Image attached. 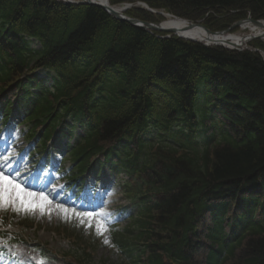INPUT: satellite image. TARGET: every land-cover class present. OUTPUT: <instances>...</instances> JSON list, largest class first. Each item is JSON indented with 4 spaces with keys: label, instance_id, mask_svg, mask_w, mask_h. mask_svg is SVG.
Here are the masks:
<instances>
[{
    "label": "trees",
    "instance_id": "trees-1",
    "mask_svg": "<svg viewBox=\"0 0 264 264\" xmlns=\"http://www.w3.org/2000/svg\"><path fill=\"white\" fill-rule=\"evenodd\" d=\"M109 1L212 32L264 21V0ZM164 36L96 6L0 0V115L43 147L59 128L70 180L92 163L126 178L128 223L106 226L121 264H264V58Z\"/></svg>",
    "mask_w": 264,
    "mask_h": 264
},
{
    "label": "rangeland",
    "instance_id": "rangeland-1",
    "mask_svg": "<svg viewBox=\"0 0 264 264\" xmlns=\"http://www.w3.org/2000/svg\"><path fill=\"white\" fill-rule=\"evenodd\" d=\"M140 12L142 11L134 9L128 14H131L130 17H141ZM162 12L171 15L165 11ZM144 13L148 12L144 11ZM149 14L153 23L163 21L161 16ZM248 18L241 22L247 21ZM247 33L241 28L230 32V34L236 35H246ZM259 43L264 44L263 41L257 39L246 48H253ZM22 128L15 129V126L10 124L5 131L0 129V165H6L5 173L10 178L15 175L21 181V186L25 191L34 194L36 205L45 203L40 199L41 196H46L48 202L45 203L43 213L39 207L30 212H17L11 206L7 210L0 209V226L6 227L7 230L4 235L5 239L0 241L2 243L6 240L4 245L6 253L0 254V257L2 256L6 262L12 261L14 253L10 254V248L13 246L16 249L31 252L39 264H72L77 261L87 262L86 264H121L119 253L113 249L109 240H106V230L102 233L96 230L98 221L102 222L106 228V221L112 214L116 220H123L118 211L127 202L122 191L119 190L120 187L114 186L111 179L104 184H99L96 193L90 199L96 206L94 209L96 212L89 211L91 209L85 208L88 205H85L83 197L75 200L70 193L65 194L67 186L61 181L64 176L62 174H59L58 177L54 176L56 166L63 165L64 171L75 166H72L69 161L62 162L63 158L65 159L67 156L66 150L61 151L63 158L52 154L49 162L52 165L47 167L45 160H42L43 158L40 156L28 160L32 149L27 145L28 143L21 132ZM7 152L8 154L5 155ZM36 159H39V163L35 165V169L33 161ZM101 194L106 197L105 205L97 202ZM88 214H92L91 218ZM119 224L121 227L125 226L124 222H119ZM19 239L24 240L25 243H19ZM80 244L91 249V252H87L86 256H83V251H77ZM32 245L39 246L37 248L42 249L48 259L46 260L36 250H32Z\"/></svg>",
    "mask_w": 264,
    "mask_h": 264
},
{
    "label": "bare ground",
    "instance_id": "bare-ground-1",
    "mask_svg": "<svg viewBox=\"0 0 264 264\" xmlns=\"http://www.w3.org/2000/svg\"><path fill=\"white\" fill-rule=\"evenodd\" d=\"M78 3L88 2L92 1L97 4L103 5V6H117L118 5H112L109 0H71ZM141 7V6H139ZM144 8V7H142ZM132 8H129L127 12L132 10ZM145 9V8H144ZM154 15H159L163 18V21L161 22L163 25L162 27L167 30L175 31L178 33V35L182 36L186 39H194L197 41L202 42L203 44H209L210 46H214L217 44H225L228 46L229 44H234L237 47L246 48L249 46V44L252 41H255L256 39H259L264 42V22L261 23V25L253 24L250 22H245L241 25V29L243 31L248 32L246 35H236V34H225V35H209L207 31L203 28L194 26H191V23L184 21L179 18H175L171 15L165 14L164 12H157L154 11ZM178 37V36H177ZM232 48L231 46H228ZM8 152L6 153V155ZM21 167V166H20ZM19 168V167H18ZM106 201V197L101 194V196L97 199V202L100 204H104ZM14 253H17L18 261H16V258L13 259L10 262H6L3 260V257H0V264H39L37 263L35 257L30 253L22 250V249H16L13 250ZM12 251L10 252L13 253Z\"/></svg>",
    "mask_w": 264,
    "mask_h": 264
},
{
    "label": "water",
    "instance_id": "water-1",
    "mask_svg": "<svg viewBox=\"0 0 264 264\" xmlns=\"http://www.w3.org/2000/svg\"><path fill=\"white\" fill-rule=\"evenodd\" d=\"M64 2L67 3V4H74V5H80V6H96V7H99L102 10H104L108 15H110L115 20L127 23L130 26H132V27H135V28H138V29H142V30H145V31L150 32V33L167 34L168 36H166V38H171V37H174V36H178L179 38H182V39H185V40H189V41H193V42H197V43H202V42L194 40V39L183 38L182 36L178 35V33H176L175 31L164 29L162 27V25H163L162 23H151V22H148V21H143V20H140V19L129 17L127 15V11H128L129 8H132V7L133 8H138L140 5L142 7H144L148 12L155 13L154 10L149 9L144 4L124 5L121 8H118V7H115V6H103V5L97 4V3L92 2V1L78 3V2H72L70 0H64ZM144 8H142V9H144ZM245 22H250V23H253V24H257V25H261V23H262L261 21H255V20H253L251 18H249ZM245 22H238L235 25H233L229 30H226L224 32H218V33H212L210 30L206 29L200 23H196V24L191 23V26L192 27L197 26V27L203 28V29H205L207 31V33L209 35L214 36V35H225V34H228V33H230V31L241 27V25L243 23H245ZM205 45L206 46H210L209 44H205ZM215 46H222V47H225V48L233 50V51H240L241 50V47H237L234 44H229L228 45V46H231L232 48L226 46L225 44H222V45L217 44ZM256 52H258V51H256Z\"/></svg>",
    "mask_w": 264,
    "mask_h": 264
},
{
    "label": "snow or ice",
    "instance_id": "snow-or-ice-1",
    "mask_svg": "<svg viewBox=\"0 0 264 264\" xmlns=\"http://www.w3.org/2000/svg\"><path fill=\"white\" fill-rule=\"evenodd\" d=\"M5 167L6 165H0V209L7 210V208L11 206L12 209L17 212H30L35 211L36 207H39L43 213L45 203L48 202L47 197L41 196L40 199L45 203L36 205L34 194L26 192L21 186V181L15 175H12L10 178V176L4 171ZM88 215L91 218L92 214ZM100 215L103 216L104 214ZM96 230L102 233L106 230L105 225L98 221Z\"/></svg>",
    "mask_w": 264,
    "mask_h": 264
}]
</instances>
